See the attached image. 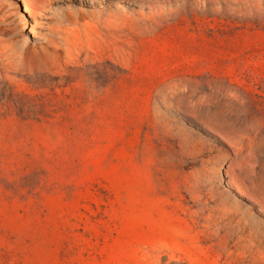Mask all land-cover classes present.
I'll return each mask as SVG.
<instances>
[{"label": "rangeland", "instance_id": "rangeland-1", "mask_svg": "<svg viewBox=\"0 0 264 264\" xmlns=\"http://www.w3.org/2000/svg\"><path fill=\"white\" fill-rule=\"evenodd\" d=\"M0 264H264V0H0Z\"/></svg>", "mask_w": 264, "mask_h": 264}]
</instances>
